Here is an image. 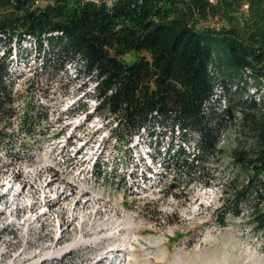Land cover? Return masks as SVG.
I'll use <instances>...</instances> for the list:
<instances>
[{
    "label": "rangeland",
    "instance_id": "rangeland-1",
    "mask_svg": "<svg viewBox=\"0 0 264 264\" xmlns=\"http://www.w3.org/2000/svg\"><path fill=\"white\" fill-rule=\"evenodd\" d=\"M10 49L16 116L0 139V193L12 188L0 202V210L10 202L0 213V264L19 254L17 264H96L108 256L103 264H264V190L233 155L256 154L247 126L225 123L221 152L191 176L183 163L193 159L196 135L183 140L164 130L118 141L111 121L94 112L80 61L56 75L48 48L2 42L0 57ZM28 104L42 124L24 130ZM80 238L84 244L59 253Z\"/></svg>",
    "mask_w": 264,
    "mask_h": 264
},
{
    "label": "trees",
    "instance_id": "trees-1",
    "mask_svg": "<svg viewBox=\"0 0 264 264\" xmlns=\"http://www.w3.org/2000/svg\"><path fill=\"white\" fill-rule=\"evenodd\" d=\"M28 41L49 49L56 75L81 62L94 112L118 141L142 130L196 135L183 163L191 176L221 152L225 123L247 126L256 154L233 155L264 190V0H0V43ZM3 53L0 139L16 116L12 52ZM27 106L20 127L41 126Z\"/></svg>",
    "mask_w": 264,
    "mask_h": 264
},
{
    "label": "bare ground",
    "instance_id": "bare-ground-1",
    "mask_svg": "<svg viewBox=\"0 0 264 264\" xmlns=\"http://www.w3.org/2000/svg\"><path fill=\"white\" fill-rule=\"evenodd\" d=\"M16 178H18V175L14 178V179H16ZM10 183V182H9ZM52 184H53V181H51V182H49L48 183V185H47V188H50V187H52ZM5 186H7V183L6 182H4L3 183V185H2V187H5ZM23 191V190H22ZM22 191H20V192H17V194L15 195L16 196V198H14L13 199V201H16V199H17V197H19L20 195H22ZM12 192V188H8V190L6 191V192H4V193H0V202L2 201V200H4V199H6L9 195H10V193ZM66 199V198H65ZM9 203L10 202H8V204H7V206L5 207V208H2L1 210H0V213H5L6 212V210L10 207V205H9ZM13 203V202H12ZM46 205H48V204H46ZM50 205V204H49ZM60 205V204H59ZM58 205V206H59ZM35 206V204H33V207ZM32 209H34V208H32ZM75 211H76V209H74ZM50 211V210H49ZM49 213L48 212H45L42 216L44 217L45 215H48ZM75 219H77V216L73 213V221L75 220ZM72 221V220H71ZM85 222V221H84ZM83 222V223H84ZM82 224V223H81ZM106 227H108L107 225H105L104 226V228L103 229H107ZM116 228V227H115ZM113 230H115V229H113ZM122 231V230H121ZM119 232V231H118ZM112 237V236H111ZM110 236H104V237H101V239H109V238H111ZM116 238V237H115ZM100 238H97V239H94V243H98V241H100L101 240ZM114 239V238H113ZM81 244H84V241L80 238L77 242H75V243H73V244H69V245H66V246H64L63 248H61L60 250H59V253H68L69 251H71V250H73L74 248H76V247H78L79 245H81ZM115 251L114 250H112V252L111 253H114ZM22 256V254H19V255H17L16 256V258L14 259V261L11 263V264H17L19 261H20V257ZM46 259V258H45ZM109 260V259H112V257L111 256H108L106 259H102V260H99L96 264H103L104 262H105V260Z\"/></svg>",
    "mask_w": 264,
    "mask_h": 264
},
{
    "label": "built area",
    "instance_id": "built-area-1",
    "mask_svg": "<svg viewBox=\"0 0 264 264\" xmlns=\"http://www.w3.org/2000/svg\"><path fill=\"white\" fill-rule=\"evenodd\" d=\"M221 92H222L221 89H220V91H219V89H218V93H221ZM222 104H224V101H222ZM177 132H178L179 137H180V135H181V131L177 129ZM142 133L144 134L143 136H137V139H138V140L141 139V138H143L144 136H149V135H147V132H146L145 130H142ZM169 134L171 135V133H169ZM171 136H172V135H171ZM180 139H181V138H180Z\"/></svg>",
    "mask_w": 264,
    "mask_h": 264
}]
</instances>
